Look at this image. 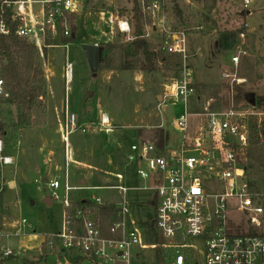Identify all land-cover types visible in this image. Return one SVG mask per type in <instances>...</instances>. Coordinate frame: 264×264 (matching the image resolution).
I'll return each mask as SVG.
<instances>
[{"label": "rangeland", "instance_id": "374dc122", "mask_svg": "<svg viewBox=\"0 0 264 264\" xmlns=\"http://www.w3.org/2000/svg\"><path fill=\"white\" fill-rule=\"evenodd\" d=\"M175 1L165 0V10H163L162 17L165 18L166 26L176 33L181 28H186V30H182L188 49L186 62L193 73V84L197 91L196 96L191 98L186 106L168 100L165 111L157 109L162 102L159 101V97H163L166 93L164 84L171 79L164 77L160 63L155 72L142 71L141 76L133 74L134 71L112 74L107 72L102 64L97 76L94 77L90 71L83 46L98 45L105 48L107 45L121 46L132 43L135 40L133 10L137 4L143 10L140 0H83L82 10L68 16L64 23L70 30L71 37L64 38L60 33L56 39L48 40L51 45L47 47L46 53L44 50L39 51L40 63L45 77L50 74L47 77V95L40 99L42 100L41 107L34 110L30 120L25 125H20L17 107L6 104L0 105V129L2 130L0 134L8 133V139L17 131L26 135L30 129H35L34 125H38L39 119H42L38 115L43 114L44 111L42 110L48 103L52 109L50 119L55 122L49 137L52 140V147L54 151L65 156V148L68 146L71 158L75 161H79L80 158L83 159L82 153L75 156V147L82 150L88 144L90 140L88 127L89 125L94 127L98 123L97 106L100 105L106 109L108 111L106 113L110 117L117 114L120 117V123L128 125V129L124 131L126 143L120 148L122 152H117L116 156L113 157L114 163L118 161L121 164L119 167H114V169L116 168L115 174L121 173L122 176L119 177L121 180L119 181L118 177L114 175L112 182L106 183L107 178L99 176L96 181L89 183V185L91 187H117L124 182L123 185L130 191L126 196L119 191L112 190L88 191L84 194L75 192L72 194V198L82 195L91 201L92 196H98L104 202L122 208L124 201H126L128 212L124 221L126 230L130 232L136 229V225L154 221L153 200L154 188L157 185L154 180H143L138 176L137 171L140 166L137 162L131 163L122 157L126 152L125 149L127 150L132 142L137 141V138L155 141L156 130L162 125L166 151L178 152L185 137L196 136L207 121L206 102L210 97H213L224 108L227 106V109L229 107L241 108L244 111L264 113V39L260 40L258 45L257 35L248 33L246 28L247 26L251 30H258V34L264 37V0H253L247 10L244 9L242 3L234 6L229 5L228 10L221 11L218 9V2L216 9L211 12L205 11L203 4L198 0ZM175 5L182 13V21L178 20L175 15ZM33 10L38 15L41 6L35 5ZM225 13L227 16L224 17L223 14L225 15ZM145 14L149 13L146 12ZM221 15L227 21V28L235 31H220L224 29V27H219ZM112 17L114 24H110ZM149 18L151 19V17ZM120 19L129 21L133 30V41H129L127 36L119 31L117 21ZM200 27H204V31H198ZM238 31L242 34L237 35L236 42L231 45L225 32L236 33ZM207 32L219 35V41L223 40L225 47L229 46V49L224 50L217 46V41L209 39L205 34ZM153 37H157L159 40L157 38L147 40L150 49L160 52L161 35L155 33L151 38ZM67 41L68 43H65ZM195 53H197L196 56ZM251 55H255V57ZM236 57L239 58L237 65L233 63V59ZM130 62L139 68L144 63V57L139 55L131 59ZM67 63L73 65L70 84L65 76ZM104 72L107 73L104 74ZM195 74L196 77L200 75V81H195ZM231 75H236L237 79L244 80L245 83L231 84L230 80H222V76ZM203 81H206L205 85L211 90L209 95L203 91L204 88L199 87ZM202 85L204 86V84ZM108 87H110V91ZM253 101L255 102L254 106H252ZM63 105L66 110L71 108L78 121L77 128L68 136L67 142L64 138L67 119L64 121L65 114H61L59 110ZM185 114L189 115L187 133L175 127L176 120ZM60 115L62 122L57 123ZM83 129H86V134L82 132ZM97 136L102 139L107 138V135L102 133L97 134ZM12 139L5 140L4 144L12 148ZM35 140H33L34 144L36 143ZM34 148L36 147L34 146ZM188 155H192V153ZM43 157L46 158L47 155L44 154ZM101 159H104L105 163L107 161L106 155H103ZM247 165L248 180L257 187L259 192L264 193V171L248 160ZM66 166L67 170H73L75 164L73 161L67 164L66 161ZM62 167L65 169V165ZM4 170L6 179L13 178L16 187L9 189L7 183L6 192L2 191V187L0 188V230H2L0 255L12 251L15 254L12 259L3 258L6 260V264H24L23 259L33 261L38 258V254L33 251L35 243L30 241L29 234H36L41 238L43 235L56 233L55 231L63 219L64 208L62 204L57 202L51 207L47 206L45 203L47 193L43 187V181L40 179H38V183L41 186L38 188L37 178L33 175L18 178V167L9 166L5 167ZM220 187V184H214L210 187V192L215 193L216 189ZM7 212L13 214V217L18 220H26L30 226H35V230L31 231L24 228V231L20 233L3 230V223H5L3 219L4 216L8 215ZM194 245L200 246L199 243ZM164 257L166 256L164 255ZM38 262L36 264H62L64 260H60L56 254H51L46 262L40 263L39 260ZM159 262L156 249L146 245L140 248L139 256L135 258L132 264H159ZM166 262L168 261L166 260Z\"/></svg>", "mask_w": 264, "mask_h": 264}, {"label": "built area", "instance_id": "2783aa9c", "mask_svg": "<svg viewBox=\"0 0 264 264\" xmlns=\"http://www.w3.org/2000/svg\"><path fill=\"white\" fill-rule=\"evenodd\" d=\"M142 9L153 20L144 38L151 31L161 35V51L181 55L184 65L179 78H171L158 110L165 111L168 100L187 105L196 96L193 73L186 66L187 48L185 34L166 28L165 0H140ZM253 0H242L247 10ZM83 0H5L3 5L11 7L14 18L20 21L17 35L35 44L39 51L46 48L48 40L61 33L71 37L64 24L68 16L82 10ZM40 5L35 14L33 6ZM158 20V23H157ZM114 24V18L110 19ZM119 31L133 41V30L128 20L117 21ZM158 28V30H156ZM149 29V31H148ZM10 30L0 23V34L9 35ZM247 54L246 52H243ZM237 65L239 58L233 59ZM73 65L67 63L65 76L70 84ZM232 83L243 84L236 75L225 77ZM9 98L6 81L0 68V99ZM65 141L77 128V117L66 110ZM257 128V140L264 145V113L230 108L225 112L208 116L196 136L185 137L178 152L160 149L156 141H141L131 146L128 162H142L137 174L143 180H154L153 206L155 209L154 230L158 241L147 242L146 230L136 225L127 231L124 217L128 212L127 202L118 208L117 217H111L106 237L99 209L110 205L101 197L92 196L91 201L77 204L72 194L80 191H119L124 196L130 189L123 184L117 187L73 186L68 172L63 181L47 182L48 194L53 202L64 208L62 225L58 232L45 235L46 249L58 254L62 264H132L139 256L140 248L149 245L161 254L159 264H264V193L248 180L246 151L251 147L250 123ZM189 115L181 116L175 127L187 133ZM101 132H110V119L102 115L99 121ZM162 128V125L159 126ZM82 132L86 134V129ZM4 144L0 140V162L11 165L12 158L4 157ZM192 153V155H188ZM67 164L70 161L68 146L65 148ZM221 187L211 193L210 187ZM79 204V203H78ZM20 233L24 228L32 229L26 220L15 223ZM2 230H0V235ZM160 237L163 242L160 243ZM199 243L200 246L194 245ZM14 252L3 253L5 259L14 257ZM164 255L166 257H164ZM165 258V259H164ZM166 260L168 262H166Z\"/></svg>", "mask_w": 264, "mask_h": 264}, {"label": "crops", "instance_id": "0c3cea01", "mask_svg": "<svg viewBox=\"0 0 264 264\" xmlns=\"http://www.w3.org/2000/svg\"><path fill=\"white\" fill-rule=\"evenodd\" d=\"M235 4H242V0H219V6L218 9L219 10H228L229 5L234 6ZM220 11V12H221ZM222 16V15H221ZM223 16H227V13H225V15L223 14ZM220 19L221 21L219 22V27L222 28L224 27V29L220 30V31H235V30H229L226 26L227 21L223 19ZM166 28L168 30H171L170 28H168V26H166ZM246 28L248 29V33L250 34H256L257 35V40H258V45L260 43V40L264 39V37H261L260 34H258V30H251L249 29L247 26ZM182 30H186V28H181ZM237 30V29H236ZM149 31V29H148ZM198 31H204V27H200L198 28ZM204 33V32H202ZM155 32L151 31L149 34V37L147 38V40L149 41V39H156L155 37L151 38L152 35H154ZM209 39L215 40L216 45L219 46L221 48V42L225 45V42H223V40L218 39V36L216 33H205ZM157 36V35H156ZM218 39V40H217ZM157 40H159L157 38ZM158 42V41H156ZM259 47V46H258ZM257 47V48H258ZM104 48V47H103ZM188 50V49H187ZM105 54V48H104V53L103 56ZM197 55V53H195V56ZM194 56V57H195ZM254 56L255 55H251ZM193 58V56H192ZM185 64L187 67H189L188 63L185 61ZM190 68V67H189ZM196 73L198 74L197 70H195ZM107 72H111L113 73H118L119 71H107ZM107 72H104V74H106ZM133 74L136 75H142V71H134L132 72ZM50 76V74H48L46 76V81H47V77ZM225 76V75H224ZM222 76V80H230L231 79H225V77ZM201 77L200 75L195 74V81H200ZM204 84V86L202 85ZM202 84L199 85V87L204 88L203 91L209 95V93H211V90L208 89V87L205 85L206 81H203ZM231 84H234L231 82ZM165 86L167 85V83L164 84ZM108 90L110 91V87H108ZM194 98V97H193ZM231 107H229L228 109H230ZM39 109V108H38ZM226 108H224L222 105H220V103H218L213 97H210L209 100L206 102V110H207V119L208 116L212 113H220L223 112ZM227 109V110H228ZM51 107L48 105V103L46 104V107L43 108L42 113H40L38 116L42 117V119H39V123L38 125H34L35 129H30L26 135H23L22 133H20V131L15 132V134L8 138V139H12L11 141H13V145L12 148L8 147L7 145H5L4 141L8 140L7 136L8 133H4V134H0L2 136H0V140L3 141L4 144V157H10L12 158V164L11 165H3L0 162V188L3 189V192L7 191V188L9 189H14L16 187V183L14 181L13 178L10 179H6L5 173H4V169L5 167H9V166H16L18 167V171H17V176L18 178H25L26 176H34L37 178L36 182L38 184V188H40L41 185H39V181L38 179H40L41 181H43V187L47 193V198L45 199V203L47 204V206L51 207L54 205L55 202H53L48 194V187H47V182L49 181H53V180H60L63 181L66 175V172H68L69 175V179L70 182L72 183L73 186H87V187H91L89 185V183H92L94 181L97 180V178L99 176H104L106 177V183H111L112 180L114 179V175L116 177H118V180L120 181L121 178H119L121 175V173L119 172V174H115V170L114 169L115 166H121V164L117 162L114 163L113 161V157L116 156L117 152H122V149L120 150V148H122L124 146V144L126 143V139H124L125 135L124 131L127 128L128 125H124L120 123V117L115 114L113 116H109L108 112L106 109L100 107V105L97 106V111H98V123L97 125H94V127L90 126L88 127V133H89V137L90 140L88 142V144H86L84 146V148L81 150L79 147H75V156H77L78 154L82 153V157L83 159H79V161H75L71 158L70 156V161L69 162H74L75 167L73 168V170L68 169L67 170V166H66V157L63 154H59L56 151H54L53 147H52V140L49 138L50 134H51V128L53 126V124H55V122H52V120L50 119L51 117ZM61 114L64 113V121H66V119H68L67 113H66V107L63 105L62 107L59 108ZM70 114L72 113L71 108L68 109ZM102 115H106L109 119H110V123L113 127V130L110 132H100V127H99V121ZM58 118V117H57ZM62 122V118L60 115V118L57 119V123ZM36 123V122H35ZM206 124V122H205ZM204 124V125H205ZM203 126V125H202ZM105 134L107 135V138H99L97 136L100 134ZM126 133V132H125ZM35 140V144L33 142V140ZM141 141H146V140H141L139 138H137V141L132 142L128 149H125V154L122 157H125V161L127 156L131 153V146L141 142ZM7 144V143H6ZM34 146L36 148H34ZM46 154L47 157H43V155ZM103 155H106L107 157V161L104 163V159L102 160L101 158H103ZM79 156V155H78ZM45 158V159H44ZM116 158V157H115ZM116 160V159H115ZM120 160V159H119ZM139 164V168L143 167V163L142 162H137ZM63 165H65V169H63ZM123 165V163H122ZM70 167V166H69ZM115 177V178H116ZM63 178V180H62ZM8 183V187L6 188V184ZM124 184V182H123ZM0 189V191H1ZM84 192L86 191H80L77 193L80 194H84ZM88 192V191H87ZM74 201L78 204L83 203V202H87L89 201L88 199L84 198L82 195H80L79 197L75 196L73 197ZM114 205V204H113ZM116 206V205H115ZM118 207V206H117ZM8 215L4 216L5 218L3 219L5 221V223H3V230L5 231H17V229H15V223L21 221L18 220L16 218L13 217V214L7 212ZM62 225V221L61 224L59 226V228L55 231L58 232L60 230V227ZM29 229V228H26ZM31 231L35 230V226H32V229H29ZM24 231V229L22 230ZM47 235V234H46ZM44 236L43 235L41 238H39L36 234H29V239L32 243H35V246L33 247V251H35L38 254V258H35L33 261H30L29 259H23V263L24 264H36L39 263L38 260L41 262L43 261H47V258L51 255V254H56L53 252H50L46 249L45 245L43 244L44 242ZM58 256V258L61 260V257L56 254ZM3 254L0 255V264H6V260H10V259H3Z\"/></svg>", "mask_w": 264, "mask_h": 264}, {"label": "trees", "instance_id": "16d2710c", "mask_svg": "<svg viewBox=\"0 0 264 264\" xmlns=\"http://www.w3.org/2000/svg\"><path fill=\"white\" fill-rule=\"evenodd\" d=\"M4 1L0 0V23H4L10 32L8 36L0 34V68L6 81L9 98L0 99V105L16 106L18 122L20 125H25L30 120L31 114L36 110L37 102L47 95V81L40 63L39 49L35 44L17 35V30L21 25L20 21L14 18L11 7L3 5ZM198 1L203 4L204 10L207 12L215 10L219 2V0ZM149 2L150 0H145L146 4ZM174 2L176 1L174 0ZM133 12L135 40L128 45H107L100 65H104L107 71L130 72L141 70L153 73L160 63L165 78H179L184 65L183 56L163 51H152L147 39L144 38L147 28L152 25V20L144 13V10H141L138 4ZM175 15L178 20L182 21V13L177 5H175ZM239 34H242V32H225L231 45L236 42V37ZM220 42L222 49H229V46L225 47L222 41ZM65 43H68V41ZM49 45L51 44L47 41L46 48L43 49L44 53H46ZM139 55H143L144 63L138 68L130 60ZM250 129L252 131L251 147L246 151V157L248 161L264 171V145H260L257 140V128L254 121L250 123ZM0 133H2L1 129ZM155 141L160 149H165V134L162 128L156 130ZM75 205L77 207L82 206V204ZM118 212V208L113 204L99 209L106 237H111L109 233V228L112 225L110 218H116ZM141 226L146 230L147 242L149 244L156 243L158 235L154 230V224L145 223ZM158 257L161 261L160 253H158Z\"/></svg>", "mask_w": 264, "mask_h": 264}, {"label": "water", "instance_id": "95a60500", "mask_svg": "<svg viewBox=\"0 0 264 264\" xmlns=\"http://www.w3.org/2000/svg\"><path fill=\"white\" fill-rule=\"evenodd\" d=\"M83 50L88 60L90 71L95 77L97 76L99 72L100 63H101V60L103 59L104 48L98 45H84ZM159 101H162V97H159ZM41 105H42V100H39L37 102V108L41 107ZM254 105H255V102L253 101L252 106ZM162 242L163 240L160 237V243Z\"/></svg>", "mask_w": 264, "mask_h": 264}]
</instances>
